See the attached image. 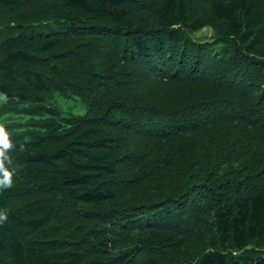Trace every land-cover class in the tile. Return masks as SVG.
Returning <instances> with one entry per match:
<instances>
[{
  "label": "trees",
  "instance_id": "obj_1",
  "mask_svg": "<svg viewBox=\"0 0 264 264\" xmlns=\"http://www.w3.org/2000/svg\"><path fill=\"white\" fill-rule=\"evenodd\" d=\"M0 94V264H264V0H0Z\"/></svg>",
  "mask_w": 264,
  "mask_h": 264
},
{
  "label": "rangeland",
  "instance_id": "obj_2",
  "mask_svg": "<svg viewBox=\"0 0 264 264\" xmlns=\"http://www.w3.org/2000/svg\"><path fill=\"white\" fill-rule=\"evenodd\" d=\"M198 36L200 38H203V37L208 38V37L212 36V32L210 30L206 29L205 31L200 33ZM4 99H5V97L2 94H0V105L3 103ZM53 101L57 105H59L63 110H65L67 112L72 110L73 113L79 114V115H83L86 112V106L78 98L66 100L60 96H56V97H54Z\"/></svg>",
  "mask_w": 264,
  "mask_h": 264
},
{
  "label": "clouds",
  "instance_id": "obj_3",
  "mask_svg": "<svg viewBox=\"0 0 264 264\" xmlns=\"http://www.w3.org/2000/svg\"><path fill=\"white\" fill-rule=\"evenodd\" d=\"M0 171L4 172L3 178H0V187H10L11 186V173L4 170L0 167ZM6 217H0V220L5 219Z\"/></svg>",
  "mask_w": 264,
  "mask_h": 264
}]
</instances>
